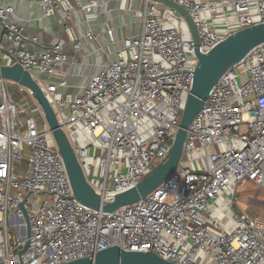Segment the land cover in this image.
<instances>
[{"label":"built area","instance_id":"2783aa9c","mask_svg":"<svg viewBox=\"0 0 264 264\" xmlns=\"http://www.w3.org/2000/svg\"><path fill=\"white\" fill-rule=\"evenodd\" d=\"M3 1L0 65L17 63L31 74L86 181L102 200L134 186L166 157L181 117L182 93L187 95L192 85L197 58L191 37L182 36V16L154 0H105L136 1L126 8L140 29L115 50L100 47L107 63L76 93L67 62H75L80 38H72V57L60 36L34 50L37 37L9 21L12 8ZM172 1L191 16L203 53L230 34L264 22V0ZM39 4L71 36L66 24L74 12L87 14L97 0ZM219 8L226 24L216 32ZM164 10L170 11L166 18ZM228 19H234L232 28ZM161 20L177 25L164 27ZM87 37L97 40L90 32ZM241 64L248 80L240 83L235 68L221 77L192 120L174 171L141 200L112 212L75 200L41 108L27 88L0 80V264H64L113 245L152 251L175 264H206V259L210 264H264V217L234 208L239 184L264 187V44ZM8 84L28 96V111ZM211 147L216 151H208ZM194 150L203 154L193 157ZM184 154H190L186 165ZM219 192L231 195V231L220 225L225 214L214 205Z\"/></svg>","mask_w":264,"mask_h":264},{"label":"water","instance_id":"95a60500","mask_svg":"<svg viewBox=\"0 0 264 264\" xmlns=\"http://www.w3.org/2000/svg\"><path fill=\"white\" fill-rule=\"evenodd\" d=\"M154 1L170 7L182 16L190 31L197 64L192 85L186 95L179 124L166 157L158 161L134 186L116 193L110 200H102L86 181L73 149L63 130L59 127L51 105L31 74L17 63L0 65V80H7L27 88L41 108L63 161L75 200L93 210L112 212L141 200L160 185L176 168L182 155L187 130L221 77L241 64L255 48L264 44V22H261L230 34L203 53L199 49V38L194 22L187 10L172 0ZM41 76L48 78L46 74H41ZM27 226V235H29V225L27 224ZM64 264L175 263L159 257L152 251L123 250L113 245L98 251L95 255L77 258Z\"/></svg>","mask_w":264,"mask_h":264},{"label":"crops","instance_id":"0c3cea01","mask_svg":"<svg viewBox=\"0 0 264 264\" xmlns=\"http://www.w3.org/2000/svg\"><path fill=\"white\" fill-rule=\"evenodd\" d=\"M136 3L115 1L107 4L105 0H97V5L87 14L76 10L72 20L66 24L72 29L71 36L64 30L63 25L57 24L54 16L48 17L44 14L39 0H9L12 8L9 21L22 25L26 33L37 37L38 44L33 47L34 50L47 46L60 36L64 41L65 52L72 57L75 54L72 38L79 37L81 48L76 53L75 62H67L73 84L77 86L94 74L101 65L103 55L100 47L115 50L122 39L139 31V23L132 16V11L127 9ZM3 5L4 1L0 0V6ZM88 32L96 35L97 40L90 41Z\"/></svg>","mask_w":264,"mask_h":264},{"label":"rangeland","instance_id":"374dc122","mask_svg":"<svg viewBox=\"0 0 264 264\" xmlns=\"http://www.w3.org/2000/svg\"><path fill=\"white\" fill-rule=\"evenodd\" d=\"M136 2V1H134ZM253 8V5H252ZM227 12H230V9H227ZM170 15V11L168 10H164L163 11V17L166 18L167 16ZM253 18H256V14L254 13ZM200 18L201 20H206L208 18V15H206L204 12L200 13ZM234 19H228L227 24L229 25V27H233L234 24ZM161 24L164 27H169V26H174L177 25V22L175 21L174 24L170 25L168 23H166L165 21L161 20ZM214 24H215V28H216V32H219L220 30H223L225 28V20H224V16L222 13V10L219 8L218 12L214 14ZM180 27H181V33L182 36L185 38H189L191 37L190 35V31L185 23V21H181L180 22ZM103 58V61L101 62V65L98 67V69L96 70V72L98 70H100L103 66V64L107 63V60ZM114 59V57H113ZM5 62L8 63V60L5 59ZM235 74H238V80L240 83H244L245 81L248 80V73L245 69L244 64H239L238 66L235 67ZM55 80V79H52ZM89 80V77L87 79H84L80 82V85H78L76 88L72 89L75 90L76 93L80 92L82 89V86H84ZM69 83L73 84V79L69 78ZM9 89H10V93L12 94V96L19 101L20 99H22L23 104L25 106V109L28 111V109L31 107L32 102H30V99L28 98V96L23 93V92H18L15 93V87L14 84H8ZM62 92V90H59L58 93L56 94L57 97H59L60 93ZM185 93H182L181 99L183 101H185ZM24 99V100H23ZM38 123L41 124L42 122V118H40V115L36 112L34 113ZM208 151L212 152V151H216L215 147H211V149H209ZM201 154H203V152H199L194 150L192 152L193 157H197L200 156ZM190 154H184L183 155V162L186 165L187 163V159L189 158ZM91 161V160H90ZM97 172V168L96 166H94V173ZM231 200V195L228 193H221L219 192V199L216 200L214 202V205L216 206L217 209L222 210L225 214V218L220 222V225L223 226L224 228L228 229V230H233L235 227V223L233 222V220L231 219V211L228 209L227 204L230 202ZM234 208L239 210V211H243L245 213H247L248 215H252V216H263L264 217V187L259 188L257 185H255L252 182H244L242 184H239L236 191H235V195H234ZM212 213L214 214V211H212ZM210 228V227H209ZM206 264H210V260L206 259L204 261Z\"/></svg>","mask_w":264,"mask_h":264},{"label":"trees","instance_id":"16d2710c","mask_svg":"<svg viewBox=\"0 0 264 264\" xmlns=\"http://www.w3.org/2000/svg\"><path fill=\"white\" fill-rule=\"evenodd\" d=\"M15 93H18V92H15Z\"/></svg>","mask_w":264,"mask_h":264}]
</instances>
